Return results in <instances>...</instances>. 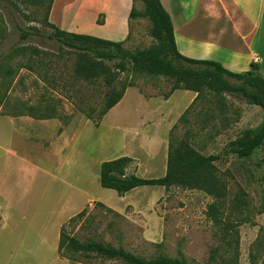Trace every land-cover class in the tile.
<instances>
[{
  "label": "rangeland",
  "instance_id": "obj_1",
  "mask_svg": "<svg viewBox=\"0 0 264 264\" xmlns=\"http://www.w3.org/2000/svg\"><path fill=\"white\" fill-rule=\"evenodd\" d=\"M37 1L0 0V112L59 117L68 131L73 129L68 134V158L75 163L77 175L68 171L67 158L61 161L58 173L42 161L50 176L40 173V198L30 214L13 216L7 230L0 231V264H58L53 228L74 208L72 177L84 181L92 197L110 206L125 204L119 213L94 200L75 221L67 223L69 217L63 223L66 231L80 241L122 246L146 258L163 254L182 256L189 264H218L230 255L225 238L235 237L237 229L239 264H264V211H259L264 207V142L248 157L224 154L217 162V173L228 191L223 203L202 190L176 185L169 189L139 186L122 198L99 183L101 162L124 148L139 152L149 147L154 162L137 170L134 161L130 171L141 177L162 176L173 124L177 125L173 129L176 140L187 139L204 154L221 152L243 129L261 122L262 108L226 93L220 109L209 91L187 103L189 94L183 86L171 91L173 78L139 72L128 64L119 79L132 86L96 125L85 113L93 109L92 116L98 117L104 104V81L75 74L76 52L49 37L53 33L46 24L49 0ZM134 8L143 11V1L134 0ZM150 28L147 17H133L123 48L135 51L157 44ZM21 32H27V37L21 38ZM259 36H264V21ZM172 94V104H163V98ZM158 108L162 109L155 112ZM149 127L151 134L145 131ZM29 154L39 158L37 153ZM54 174L56 178L51 176ZM240 196L244 202L238 201ZM211 203L216 205V216L209 210ZM226 230H230L228 235ZM75 257L70 264H125L94 253H76Z\"/></svg>",
  "mask_w": 264,
  "mask_h": 264
},
{
  "label": "crops",
  "instance_id": "obj_2",
  "mask_svg": "<svg viewBox=\"0 0 264 264\" xmlns=\"http://www.w3.org/2000/svg\"><path fill=\"white\" fill-rule=\"evenodd\" d=\"M160 1L171 17L177 49L181 54L216 60L234 72L247 71L256 62L259 65L257 72L264 77V36H259L264 21V0ZM132 6L134 0H51L46 24L51 29H54L52 24L69 32L123 42L130 33ZM185 92L189 94L187 103L192 102L197 93L187 89ZM173 94L163 98V104H172ZM161 107L164 109L163 105ZM162 108L155 109V112H160ZM0 120V231L5 232L13 216L30 214L29 209L40 198V173L48 174V168L44 167L42 161L58 173L61 161L67 158L68 171L72 176L77 175V171L75 163L68 158L71 154L68 134L73 129L68 131L59 117L0 112ZM152 130L149 127L145 131L151 134ZM167 146L160 172L163 175ZM138 150L124 148L114 158L122 155L132 157L138 164L137 170L144 164L151 165L154 162L155 157L149 147ZM29 152L37 153L39 158ZM54 158H58V161L55 162ZM51 176L56 178L55 174ZM48 179L51 180V177ZM69 183L72 191L70 201L74 208L53 228V239L57 246L63 223L94 200L119 213L123 212L125 205L110 206L92 197L84 181L79 182L72 177ZM130 191L122 198L129 195ZM49 197L52 195L49 194ZM56 260L58 264H70L58 252Z\"/></svg>",
  "mask_w": 264,
  "mask_h": 264
},
{
  "label": "trees",
  "instance_id": "obj_3",
  "mask_svg": "<svg viewBox=\"0 0 264 264\" xmlns=\"http://www.w3.org/2000/svg\"><path fill=\"white\" fill-rule=\"evenodd\" d=\"M35 1L38 3L37 0ZM142 1L144 10L137 11L132 6L130 17L142 16L151 21L150 33L157 39V44L148 48L128 51L123 48L122 41L69 32L51 24L54 29L49 37L55 38L76 52L75 74L90 81L102 78L106 86L104 104L98 112V117L92 116V109L85 113L88 118L98 125L101 118L122 99L126 88L132 86L131 82L126 83L119 79L120 73L128 70V64L139 72L173 78L171 91L183 86L184 89L197 93L194 100L203 92L209 91L215 97L220 109L224 106L222 100L224 94L232 93L248 104L260 106L264 111V77L257 72L259 65L256 62H253L247 71L234 72L216 60L192 58L181 54L177 49L171 17L161 1ZM50 2L51 0L46 6V21ZM27 35V32H21V38H26ZM182 118L183 115L180 119ZM176 126L173 124L169 132L166 170L163 176L141 177L135 174L134 171H130L134 159L122 155L101 162L100 185L114 189L120 196L142 185H160L165 189L176 185L202 190L223 203L228 191L223 178L217 173V162L224 154H232L239 158L248 157L260 147L264 142V117L256 126L245 128L236 137L230 139L223 151L210 154L202 153L187 139L176 140L173 130ZM238 201H243L241 196L238 197ZM209 210L213 216H216L215 203L209 205ZM259 211H264V207ZM84 213L85 209H82L70 217L67 223L75 221ZM234 232L235 237L225 238L226 243L230 245L231 253L218 264H239V233L237 229ZM228 233L230 230H226V235ZM57 252L60 257L69 261L76 258V253H94L108 259L120 260L125 264H189L182 256L170 257L159 254L146 258L122 246L115 247L95 240L80 241L66 231V223L59 230ZM210 258L213 260L215 256L212 254Z\"/></svg>",
  "mask_w": 264,
  "mask_h": 264
}]
</instances>
